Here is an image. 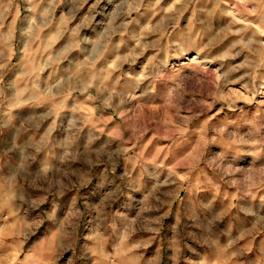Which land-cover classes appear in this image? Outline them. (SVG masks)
Segmentation results:
<instances>
[{"label":"clouds","instance_id":"clouds-1","mask_svg":"<svg viewBox=\"0 0 264 264\" xmlns=\"http://www.w3.org/2000/svg\"><path fill=\"white\" fill-rule=\"evenodd\" d=\"M58 3H0V22H6L19 7L24 9L19 26L5 23L0 30V57L4 59L0 66V220L7 217L17 225L23 222L12 239L0 241V261L27 264V253L38 254V249L36 241L28 248L25 244L43 228L44 234L56 229L58 240L56 251L44 257L45 264H61L60 257L67 251L72 255L65 257L63 264H264V235H260L264 233V107L251 113L227 104L229 111L223 116L201 122L200 115L222 99L207 89L211 103L202 100L193 105L195 111L189 108L190 115L180 121L179 128L168 129L154 116L140 125L128 114L135 111L133 101L169 99L167 90L183 83L180 72L185 65L181 61L188 59L191 50L196 49L197 56L204 54L206 61L211 48L235 36L239 39L229 42L230 52L212 59L241 56L248 48L243 34L253 27L249 16L259 25L249 42L264 36V0H247L251 11L245 12L244 20L249 23L235 27L233 17L223 35L216 31V12L206 13L202 0H172L169 7H161L162 0H94L89 10L95 21L91 34L80 38V51L67 65L53 69L50 86L45 83L42 89L37 88L31 72H25L24 81L8 77L12 50L20 53V64L25 46L35 43L38 27L52 23ZM64 3L72 6L73 14L82 6L73 0ZM221 3L223 0H217L215 8ZM38 8L42 10L38 12ZM189 8L193 14L201 13L199 30L180 29L182 38L169 40L179 29L181 14ZM238 45L240 51L231 52ZM252 54L264 58V41ZM140 57L146 62L141 61L137 68ZM65 85L73 91L90 89L87 99L100 114L95 121L85 122L76 107L79 96L67 102ZM52 89L59 99L51 98ZM172 91L182 97L179 86ZM41 93L50 97L49 102L40 101ZM56 105L63 110L57 111ZM124 106L128 112L121 115ZM111 119H116L113 127L120 129L116 138L107 127ZM149 127L154 135L171 141L166 148L175 151L183 146L177 153L180 162L197 174L209 173L215 183L205 181L210 195L198 191L184 199L182 212L176 211L177 216L182 215V226L175 218L164 223V209L174 201L154 198L152 207L160 210L155 224L139 227L138 232L148 235L133 239L125 222L142 216L144 193L153 184H176L188 193L195 187L179 185L158 154H145L143 145L135 151L129 147H134ZM218 185L234 189L239 200L249 201L240 204L230 195L225 215L231 214V218L223 223L214 206L218 197L211 192ZM179 198L177 191L175 199ZM233 207L237 208L234 214ZM240 213L253 218L250 228L244 227ZM13 253L23 255L14 259Z\"/></svg>","mask_w":264,"mask_h":264},{"label":"rangeland","instance_id":"rangeland-1","mask_svg":"<svg viewBox=\"0 0 264 264\" xmlns=\"http://www.w3.org/2000/svg\"><path fill=\"white\" fill-rule=\"evenodd\" d=\"M3 2L4 0H0V3ZM34 2L38 5H42L45 3V0H34ZM47 2L51 3V0H47ZM202 2L206 13L211 11L216 12V31L220 33V35H223L229 30L233 17H235V27L239 28H243L251 21L253 27H251L247 33L243 34L244 43L248 45V48L242 52L241 56L235 57L234 59L229 55L228 58L222 61L213 60L212 57L221 52H230L228 47L229 42L239 39V37L228 36L222 43H218L215 47L210 49V54L207 55L206 61L204 54L197 56V50H191L188 53V59L181 61V63L185 65L180 72L183 83L178 82L177 85H172L167 90L166 94L169 97L168 100L157 99L154 102H145L142 99L139 103L133 101L135 104V111L128 114L132 115L138 124L145 125L148 122V117L154 116L156 120L162 121L168 129L182 127L180 121L190 115L188 111L189 108L195 111L196 109L193 105L202 100L206 103H211L212 98L207 97V89L213 90L217 95L222 96V99L216 101L211 111L200 115L199 120L201 122L209 117L214 121L218 117L223 116L224 112L229 111L226 107L227 104H231L236 111L243 108L245 111L251 110V113H255L258 108L264 107V58L253 56L252 54L259 50V42L264 41V36L252 38V42H249L252 32L257 31L259 25L255 24V20L251 16H249V21L244 20L245 12L251 11V9L247 7V0H223V3L219 5V9L215 8L217 0H202ZM76 3L82 4V6L73 14L72 6L65 7L64 0H59L52 23L49 24L48 27H38L35 43L30 46H25L23 53L24 59L20 64H17L20 53L17 49L12 50L10 54V70L8 71V77H12L13 79L19 78L21 81H24L25 72H31L32 76L38 81L36 84L37 88L42 89L45 83L49 86L51 85L53 82L51 75L53 69L64 67L79 53L80 48L77 45L79 44L80 38L85 34H91L95 24V21H93L89 15V10L94 0H73V4ZM171 3L172 0H162L161 7H169ZM196 7L199 9L201 4L197 3ZM41 10V8L37 9L38 12ZM223 12H226L227 15H221ZM133 15H135V13H133ZM23 16L24 9L23 6H21L9 15L6 22H0V30H3L5 23L9 26H19L22 23ZM200 17L201 13L199 11L193 14L191 8L187 9L180 16L179 29L173 33L172 37H168V39H181L182 37L178 35L180 29L187 28L193 33L198 31L200 27L198 21ZM97 19H99V17H97ZM37 23L39 24V22ZM232 30L235 31V28ZM213 38L215 39V37ZM204 39L205 42H207L209 37L205 36ZM197 43H199V41ZM249 49L251 51H249ZM235 51H240L239 45L236 49L231 50V52ZM122 54L127 55V53ZM141 61H144V57L138 58L137 68H139ZM201 61L205 62L201 63ZM3 63L4 59L0 57V66H2ZM241 64H245L246 66L241 67ZM13 65H16V67H12ZM123 67L127 69V63H125ZM37 68L40 69L39 72L36 71ZM217 69H219V71H217ZM57 75H59V73H57ZM217 77L219 78L217 79ZM60 79L63 80L64 77L61 76ZM177 86L182 89V97H177L176 93L172 91V88ZM64 89V96L69 104L73 96L80 97L76 107L85 117L86 123L93 122L99 117L100 114L93 107V101L87 99L90 89H84L83 91L77 89L73 91L67 85L64 86ZM52 94V99H59V97L55 96V89H52ZM139 95L140 93H137V96ZM39 99L41 102L47 103L50 97L41 93ZM162 105L166 106L162 107ZM173 105H175V107H173ZM56 108L57 111L63 110L60 105H56ZM221 108L224 109L223 112L219 111ZM127 112L128 106H124V111L121 115ZM105 115H107V113ZM101 119L103 118L101 117ZM115 123L116 119H111L107 125L108 128H111L110 135L113 138L120 135V129L113 127ZM170 143L171 141L165 136L154 135V129L149 127L140 140L136 142L135 146L133 147L130 145L129 147L135 151L143 145L145 154L149 151L154 155L158 154L166 171L172 173L173 179L177 181L179 185L192 184L195 187L192 193H188L183 188L177 189L176 184L164 182L153 184L149 192L144 193L146 203L142 216L139 219L129 217L125 222V227L133 239L139 235H144L145 238L147 237L148 233H140L137 231L139 227L143 226L147 228L155 224L157 213H159L160 210L152 207L154 198L163 201H174L169 207L164 209V211L167 212L164 223L167 224L168 220L175 218L176 223L182 226V215L177 216L176 211L180 209L182 212L184 199L189 195H194L198 191L204 196L210 195L209 191L205 189V181H208L209 185L215 183V180L209 173L197 174L190 169L188 164L180 162V157L177 153L181 151L183 146H178L175 151H172L166 148V145ZM95 183L96 180L94 179L93 184ZM222 190L224 192L223 196H221ZM177 191H179L180 197L178 200L175 199ZM211 192L218 197L214 202V206L218 209L217 216L220 217L221 223L231 218V214L225 215V206L228 204L230 195L232 200L237 201V203H249L248 200H239L234 189L225 190V186L223 185L216 186ZM236 211V207H233L231 210L233 214L236 213ZM240 221L244 224L245 228H250L254 223L252 217H246L243 213H240ZM233 223H236V221L234 220ZM22 227L23 222L17 225L16 222L7 217H5V220H0V241L12 239L17 229ZM243 230L242 228L241 231ZM260 235H264V233ZM259 238L260 236L257 237V239ZM241 239H243V237H241ZM33 241H36L35 247L38 249V254L27 253V264H45L44 257L50 256L56 251L58 243L57 231L56 229H52L44 234V229L41 228L38 232L33 234L32 238L25 244V248L32 246ZM21 255H23V253H13V258L15 259L16 256ZM71 255L72 253L70 251L64 252L60 257L61 264H63L65 257ZM0 264H3V262L0 261Z\"/></svg>","mask_w":264,"mask_h":264}]
</instances>
